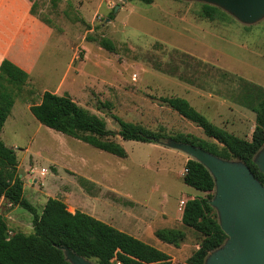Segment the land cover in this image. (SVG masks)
I'll use <instances>...</instances> for the list:
<instances>
[{
    "label": "rangeland",
    "instance_id": "1",
    "mask_svg": "<svg viewBox=\"0 0 264 264\" xmlns=\"http://www.w3.org/2000/svg\"><path fill=\"white\" fill-rule=\"evenodd\" d=\"M102 1L59 0L53 6L37 0V17L55 35L28 51L29 82L15 98L0 138L15 150L23 196L38 212L53 195L71 212L93 213L148 242L157 229H181L185 237L171 261L181 263L202 236L182 224L179 199L207 194L183 183L185 161L192 157L167 142L178 133L213 140L159 97H184L216 125L250 138L256 98L246 87L264 89V16L250 24L232 15L209 20L201 16L198 0ZM102 37L113 42L115 52L99 45ZM45 90L68 95L102 118L111 131L103 139L120 143L126 156L39 123L28 107ZM113 115L164 136L158 142L123 140ZM0 213L9 235L32 231L27 209L0 198Z\"/></svg>",
    "mask_w": 264,
    "mask_h": 264
},
{
    "label": "trees",
    "instance_id": "2",
    "mask_svg": "<svg viewBox=\"0 0 264 264\" xmlns=\"http://www.w3.org/2000/svg\"><path fill=\"white\" fill-rule=\"evenodd\" d=\"M32 1V0H30ZM59 0H50L55 6ZM132 1V0H129ZM150 4L153 0H137ZM36 5L35 1L32 3ZM200 14L209 20H225L231 17L220 7L201 4ZM99 45L109 52H115L113 42L105 37ZM28 73L7 58L0 62V132L8 117L15 98L27 84ZM245 85V84H244ZM247 93L256 98L251 110L255 114L250 138L240 137L209 120L191 103L181 96H160L159 100L182 117L200 127L204 135L213 141L201 139L193 134L173 135L176 141L190 143L204 148L223 159H239L251 169L254 176L264 183V174L254 163V156L264 145V89L248 84ZM32 115L44 126L81 140L110 154L125 157L123 146L115 141L103 139L110 135L105 121L82 108L68 95H58L45 90L40 101L29 104ZM119 124L117 134L123 140L154 142L164 135L128 122L113 115ZM187 171L182 175L184 184L205 192L186 200L182 209L181 222L202 238L187 257L191 264H204L206 256L218 248L226 239L219 226L217 213L209 204L213 197L214 179L207 168L193 158L185 162ZM0 198L9 205L21 206L32 213V231L8 234V225L0 213V264H72L65 258L63 246H68L78 255L95 259L98 264H169L170 256L163 250L142 241L114 226L81 210L71 212L64 201L48 197L38 212L23 196V181L18 172V160L13 147L0 138ZM155 235L161 241L179 246L185 234L177 228H160Z\"/></svg>",
    "mask_w": 264,
    "mask_h": 264
},
{
    "label": "water",
    "instance_id": "3",
    "mask_svg": "<svg viewBox=\"0 0 264 264\" xmlns=\"http://www.w3.org/2000/svg\"><path fill=\"white\" fill-rule=\"evenodd\" d=\"M198 1L220 7L245 24L264 16V0ZM167 145L203 164L214 179V194L209 204L227 237L206 256L204 264H264V183L239 159H223L200 146L173 138H169ZM254 163L264 174V145L254 156ZM62 249L72 264H98L68 246Z\"/></svg>",
    "mask_w": 264,
    "mask_h": 264
},
{
    "label": "crops",
    "instance_id": "4",
    "mask_svg": "<svg viewBox=\"0 0 264 264\" xmlns=\"http://www.w3.org/2000/svg\"><path fill=\"white\" fill-rule=\"evenodd\" d=\"M33 1H35L36 3L35 6L32 5ZM102 2V0H99L97 5L101 4ZM37 3V0H0V62L2 59L7 58L23 70H25L28 74L30 73L31 69V61L28 58V51L35 45L38 46V48L40 47V45L44 46L47 43L48 39L51 36L54 37L53 35H55L53 29L37 17V13L35 11ZM24 184L25 183H23V186ZM49 197L56 196L49 195ZM177 209H179V203ZM182 209H179L180 220L182 216ZM86 213L100 220L102 219V221L110 225H114V223L108 222V220H105V218L98 217L93 213ZM115 227H117V229L119 230H124V232L131 234L134 237L139 238L142 241L163 250L170 256L171 261H174L176 259V254L178 252L177 250H179V247L161 241L156 237L155 232L152 241L148 242L143 239L138 234V232H134L129 229H123L120 226Z\"/></svg>",
    "mask_w": 264,
    "mask_h": 264
},
{
    "label": "built area",
    "instance_id": "5",
    "mask_svg": "<svg viewBox=\"0 0 264 264\" xmlns=\"http://www.w3.org/2000/svg\"><path fill=\"white\" fill-rule=\"evenodd\" d=\"M186 171H187V169L184 167L183 173H185ZM41 172L44 173L45 172V168H42ZM185 202H186L185 199H180V201H179V209H182L184 207ZM8 233L10 234L11 232L8 231ZM111 262L114 263V264H121L119 261L114 260V259H112ZM169 264H191V263H189L187 261H183L181 263H172V262H170Z\"/></svg>",
    "mask_w": 264,
    "mask_h": 264
}]
</instances>
